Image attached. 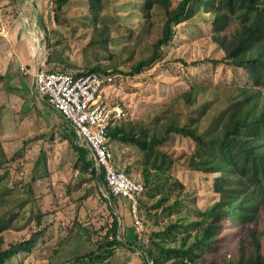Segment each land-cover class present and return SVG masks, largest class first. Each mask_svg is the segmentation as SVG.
Listing matches in <instances>:
<instances>
[{
  "label": "rangeland",
  "instance_id": "374dc122",
  "mask_svg": "<svg viewBox=\"0 0 264 264\" xmlns=\"http://www.w3.org/2000/svg\"><path fill=\"white\" fill-rule=\"evenodd\" d=\"M142 1L106 0L94 21L85 0H69L61 9L55 8L54 0H0V75L4 76L0 80V143L10 159L0 171V214L9 219L0 231L3 247L42 230L31 250L17 253L6 264H65L74 254L96 247L113 213L119 216L120 231L135 244L127 200L121 197L123 204L104 200L99 184L76 164V153L62 131L63 118L35 92L36 68L72 73L93 66L116 69L113 82L103 89L104 96L125 108L128 119L122 123L127 129L137 133L142 128L149 134L152 129L160 133L163 118L184 122L189 109L178 96L191 85L214 86L233 77L242 81L224 64L192 65L223 54L210 38L212 14L200 5L191 17L175 25L173 40L161 47L157 61L140 73L127 74L132 65L150 54V46L161 32L159 16L146 21L147 31L141 29ZM170 1L174 7L179 0ZM231 20L221 33L234 29L236 24ZM204 98L200 96L195 107ZM70 140L80 144L77 139ZM108 144L115 167L144 183L142 171L150 166L143 162L144 152L118 140ZM158 148L173 160L161 180L176 181L180 186L160 203V190L142 195L144 232L141 242L136 240L145 251L151 234L171 223L193 220L196 210L211 204L214 196V175L191 171L184 165L193 148L190 139L171 134ZM174 233L175 240H166L167 246L178 245L182 233ZM262 243L264 248V239ZM130 244L126 241L116 249L112 264H141V249H130ZM164 264L177 263L170 259Z\"/></svg>",
  "mask_w": 264,
  "mask_h": 264
},
{
  "label": "trees",
  "instance_id": "16d2710c",
  "mask_svg": "<svg viewBox=\"0 0 264 264\" xmlns=\"http://www.w3.org/2000/svg\"><path fill=\"white\" fill-rule=\"evenodd\" d=\"M68 1L54 0L55 8L61 9ZM85 1L94 21L97 20L106 0ZM142 3L141 29L147 31L146 21L159 16L161 32L150 46V54L132 65L127 74L140 73L157 61L161 47L173 40L175 25L191 17L195 6L200 5L205 12L212 14L210 38L223 54L221 58L198 60L192 65L205 62L224 64L237 72L242 81H235L233 77L228 83L214 86L191 85L188 91L178 96L189 109L183 115V123L163 118L158 126L160 133L152 129L150 134L142 128L135 133L119 123L109 129L108 141L133 144L144 152L143 162L150 166L142 171L143 192L138 199L141 206L143 194L151 196L156 190L162 191L160 203L169 197L174 187L180 186L176 181L161 180V174L172 167L173 160L158 147L167 142L171 134L190 139L193 148L184 165L191 171L214 175L213 201L197 209L194 219L186 224L171 223L164 230L151 234L146 251L138 243L141 240L135 237L134 244L126 232L120 231L119 217L113 213L110 226L96 247L74 254L65 264H112L110 259L116 249L126 241L131 243L130 249H141L153 264H164L170 259L177 264H264V0H179L174 7L170 0H143ZM229 19L236 26L229 34L221 33ZM54 70L66 71L56 68L48 71ZM115 71L93 66L74 74H115ZM3 77L0 75V80ZM200 96L205 98L195 107ZM58 113L64 121L61 122L64 125L62 131L76 153V164L80 163V169L90 173L99 189L103 182L102 173L89 172L92 159L88 149L84 144L70 140L77 139L76 133ZM9 161L0 143V171ZM112 200L123 204L121 197H111ZM40 216L41 213L37 217ZM8 221L0 214V231L7 227ZM177 230L182 233L178 245L167 246L166 240L174 241ZM41 234L42 230H39L27 239L10 242L5 247L0 234V264H6L21 251L31 250Z\"/></svg>",
  "mask_w": 264,
  "mask_h": 264
},
{
  "label": "built area",
  "instance_id": "2783aa9c",
  "mask_svg": "<svg viewBox=\"0 0 264 264\" xmlns=\"http://www.w3.org/2000/svg\"><path fill=\"white\" fill-rule=\"evenodd\" d=\"M20 68L24 69V66ZM114 75L101 72L75 75L67 71L36 68L33 84L38 97L63 115L80 144L88 149L92 159L89 172H101L103 175L99 188L102 197L109 203L111 197L127 200L135 236L141 240L144 226L138 199L143 192V184L115 167L108 144L109 129L128 119L125 108L118 101L104 96L103 89L113 82ZM138 254L143 258V264H153L142 250Z\"/></svg>",
  "mask_w": 264,
  "mask_h": 264
},
{
  "label": "crops",
  "instance_id": "0c3cea01",
  "mask_svg": "<svg viewBox=\"0 0 264 264\" xmlns=\"http://www.w3.org/2000/svg\"><path fill=\"white\" fill-rule=\"evenodd\" d=\"M119 217V216H118Z\"/></svg>",
  "mask_w": 264,
  "mask_h": 264
}]
</instances>
